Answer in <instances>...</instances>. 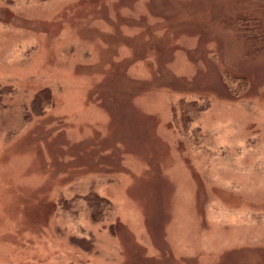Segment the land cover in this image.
I'll return each mask as SVG.
<instances>
[{"label": "rangeland", "instance_id": "1", "mask_svg": "<svg viewBox=\"0 0 264 264\" xmlns=\"http://www.w3.org/2000/svg\"><path fill=\"white\" fill-rule=\"evenodd\" d=\"M2 92L0 264H264V0H0Z\"/></svg>", "mask_w": 264, "mask_h": 264}, {"label": "trees", "instance_id": "2", "mask_svg": "<svg viewBox=\"0 0 264 264\" xmlns=\"http://www.w3.org/2000/svg\"><path fill=\"white\" fill-rule=\"evenodd\" d=\"M0 95H3V92H2ZM0 103H1V102H0ZM210 105H211V104H210ZM210 105H209V106H210Z\"/></svg>", "mask_w": 264, "mask_h": 264}]
</instances>
